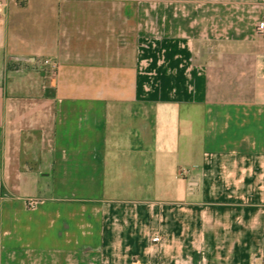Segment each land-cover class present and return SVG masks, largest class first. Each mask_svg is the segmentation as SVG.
Segmentation results:
<instances>
[{"label":"crops","instance_id":"obj_1","mask_svg":"<svg viewBox=\"0 0 264 264\" xmlns=\"http://www.w3.org/2000/svg\"><path fill=\"white\" fill-rule=\"evenodd\" d=\"M3 1L0 264H259L264 0Z\"/></svg>","mask_w":264,"mask_h":264},{"label":"built area","instance_id":"obj_2","mask_svg":"<svg viewBox=\"0 0 264 264\" xmlns=\"http://www.w3.org/2000/svg\"><path fill=\"white\" fill-rule=\"evenodd\" d=\"M7 6V2L0 0V12H3V10H5ZM258 31L261 34H264V20H262L259 24H258ZM45 64H51L53 66V68L55 67L54 63H51L49 60H45L44 62ZM28 205L30 207H34L36 205V200L35 199H29L28 200ZM162 241L161 235L160 234H155L151 237V242L154 244H158ZM259 264H264V256L261 257V261Z\"/></svg>","mask_w":264,"mask_h":264},{"label":"rangeland","instance_id":"obj_3","mask_svg":"<svg viewBox=\"0 0 264 264\" xmlns=\"http://www.w3.org/2000/svg\"><path fill=\"white\" fill-rule=\"evenodd\" d=\"M65 189H67V190H70V193H72V194H75V195H77V196H81V195H88L89 194V192H90V190H93V191H95L96 192V194L95 195H99L101 192V188H99V187H95V188H79V191L78 190H75V188H73V187H69V188H65Z\"/></svg>","mask_w":264,"mask_h":264}]
</instances>
